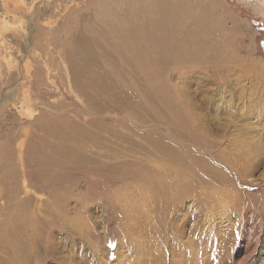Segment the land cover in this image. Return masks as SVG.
I'll return each mask as SVG.
<instances>
[{"label":"rangeland","instance_id":"374dc122","mask_svg":"<svg viewBox=\"0 0 264 264\" xmlns=\"http://www.w3.org/2000/svg\"><path fill=\"white\" fill-rule=\"evenodd\" d=\"M132 1L0 0V16L13 20L0 29V264H223L226 250L239 264L248 237L256 248L242 264H264V0H204L222 23L219 60L210 64L205 52L151 78L107 40L110 26L130 19ZM79 142L155 161L157 171L182 157L190 169L179 181L183 196L202 173L203 230L194 197L180 191L139 214L154 189L139 194L121 173L105 181L42 170L48 147ZM153 206L159 216L148 219ZM15 240L24 245L18 253Z\"/></svg>","mask_w":264,"mask_h":264},{"label":"bare ground","instance_id":"6f19581e","mask_svg":"<svg viewBox=\"0 0 264 264\" xmlns=\"http://www.w3.org/2000/svg\"><path fill=\"white\" fill-rule=\"evenodd\" d=\"M2 1L10 2V0ZM17 1L19 3L21 0ZM140 1L141 0H134L132 3L130 2L131 4L127 5L128 8H126L125 11L130 19H127L125 23H121L120 26H123L122 28L117 27L115 31H113L114 28L111 26L109 27L110 29L108 28L110 32H108V39H106L113 42L115 47L117 46L123 50L121 56L126 57L122 59L126 60L124 63L136 62V64L139 65L140 71L143 74H148L151 78L161 75L168 67H171L170 65L172 64L181 65L184 61L201 60L205 52H211L209 58L210 64L214 65V63L219 60L220 47L216 39L223 32V27L221 20L218 19L212 8L209 4L205 3L204 0H146L147 9L139 15L135 12V9L138 7ZM130 15H134V17L132 18ZM11 16L6 15L4 12L1 13L0 29H8L10 24L9 19L13 21ZM101 38L102 37L96 35V37H92L90 40L94 42L101 40ZM143 61L146 62V67L142 64ZM162 89L163 84L160 83L159 85H155V91L157 93ZM67 140L68 139H63V141ZM61 143L63 142H60V144ZM85 145H87L86 142H82L81 144L79 142L75 143L72 147H48L46 154L39 156L38 159L42 161V170L47 174L51 172L55 174L63 173L68 179H70L71 174L74 172L91 179L93 178V180H100L101 177L106 176L104 178L105 181L107 178L106 172H108L107 174L121 173L123 180H121L120 183L126 186L133 185L139 194H144V191L154 189V194L150 199L149 197H147V199L143 197L142 200L140 199L141 201L139 204L137 202L139 209L134 205V207L138 209L139 214L142 213L143 208L145 210L146 207L144 206L147 203H153V200L157 202L163 201L165 204L168 201L167 199H169L168 195H170V193L177 191L181 192L183 190V187H181L182 183L179 184V181L183 179L184 182L189 178L188 171L190 169L183 162L182 157L179 156L172 155L168 160L163 158L167 163L170 162L172 164L170 167L171 169L169 168L164 172L157 171L155 168V161L137 157H129L130 160L126 161L124 157L106 155V153H93L92 151L84 149ZM26 157L25 155V158ZM36 158V156H30V158L26 160L27 164L25 165L28 166L34 163ZM102 158L105 160H113L115 163H99L96 161ZM34 167L36 168V165ZM168 172L174 174V183L172 181L170 183L167 182L165 174ZM201 174L200 172V182L202 184L199 185L198 189L190 190L187 188L185 196H183L181 192L182 197L186 199L190 196L194 197L192 202L197 206V210L193 218L196 220L195 224L198 231L203 230V221H201V219L204 214L202 208L204 207L203 201L201 200L203 195L201 189L204 187V183ZM179 176H181V178ZM225 179L227 178L225 177ZM62 183L65 184L64 182ZM192 190L196 192L194 193ZM129 209L125 213H128ZM155 209L156 208L153 206L151 210L147 211L146 215L148 219L152 218L154 215L156 217L159 216ZM160 212L162 214L164 213L162 211ZM62 219H64L63 215ZM184 220H187L186 217ZM18 227L12 231V239L22 235L23 228L22 226ZM214 232V230L210 231L211 234ZM257 239H259V236H257ZM255 240L256 238L254 237L246 238V247L244 249L246 254L238 262L239 264L246 262L248 256L254 251L256 246L252 247L251 244L253 245ZM203 242L204 238L199 237L195 241V245H191V247L187 246L188 248L186 247L185 250L188 256H191L192 250ZM224 244L231 246V248L234 246L233 243H231V245L229 244L228 239ZM21 245L24 246L23 241L19 242L15 240V243H12L10 247H13L15 252L18 253ZM223 254L226 255L223 264H234L228 259L229 256L227 255H230L229 251L226 250Z\"/></svg>","mask_w":264,"mask_h":264},{"label":"flooded vegetation","instance_id":"af4514ba","mask_svg":"<svg viewBox=\"0 0 264 264\" xmlns=\"http://www.w3.org/2000/svg\"><path fill=\"white\" fill-rule=\"evenodd\" d=\"M264 41V37H263V39L260 41V45H261V43ZM261 49H262V51L264 52V48L261 46Z\"/></svg>","mask_w":264,"mask_h":264},{"label":"water","instance_id":"95a60500","mask_svg":"<svg viewBox=\"0 0 264 264\" xmlns=\"http://www.w3.org/2000/svg\"><path fill=\"white\" fill-rule=\"evenodd\" d=\"M261 46L264 48V41L261 43Z\"/></svg>","mask_w":264,"mask_h":264}]
</instances>
